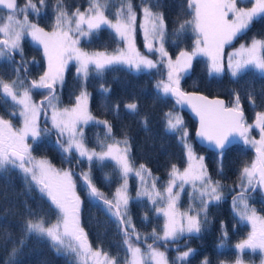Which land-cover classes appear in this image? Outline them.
<instances>
[{
    "label": "snow or ice",
    "instance_id": "1",
    "mask_svg": "<svg viewBox=\"0 0 264 264\" xmlns=\"http://www.w3.org/2000/svg\"><path fill=\"white\" fill-rule=\"evenodd\" d=\"M244 0H187L191 19L177 20L172 29V43L177 44L190 29L195 34L192 49H181L175 59L169 54L166 43L169 39L168 25L160 0H88L83 11L77 7L69 10L64 0H55L52 7L51 30L40 25L39 18L46 13L47 0H0V63H7L14 73L10 80L0 76V101L10 105L8 115L19 117L21 125L14 126L11 119L0 115V176L18 172L25 183V190L36 189L41 198H47L57 211L54 221L48 220L37 211L27 208L21 225V236L14 239L11 232L2 229L6 244L11 241L6 264H19L18 257L30 237L46 240L58 254L69 260V264H120L118 256L111 255L101 247L93 248L81 223L82 201L77 194L74 176H79L87 191L90 202L100 208L116 224L121 235V247L126 255L123 264H188L196 249L180 250L182 239L199 237L209 229L208 209L218 206L225 198L224 187L219 179L208 172L205 157L198 155L190 142L189 130L179 112L165 113V129L174 135L184 150L186 166L181 169L176 163L170 165L168 179L158 187L159 177L141 163L138 166L132 157V144L127 134L117 138L108 120L97 119L89 108L90 93L86 81L94 72L102 75L112 66H126L136 73L166 70V77L156 81L155 88L164 97H172L177 105H187L199 118L197 137L218 154V175L223 174V156L233 144L241 143L255 149V158L245 162L239 169L237 181L231 188L232 209L237 222L251 226L246 238L237 242L235 259L221 260L219 264H245L246 253L261 254L264 264V214L250 203L259 190L264 197V110L255 111L249 123L241 104L240 94H233L229 104L222 99H209L182 89L181 80L188 74L193 61L199 56L207 58L210 77H219L225 69L234 79L253 71L264 76V37L252 36L250 41L225 54L237 38L246 35L254 23L264 21V0H247L250 6H240ZM30 15L36 19H30ZM139 18V19H138ZM108 29L118 41L112 51L82 48L81 40H91ZM143 34L145 55L136 46L137 30ZM30 38L35 46L42 48L47 69L38 78H31L28 65L35 63L24 57L23 42ZM122 44L123 47H120ZM20 59L17 61L16 56ZM156 55L157 59L150 58ZM74 63L81 89L74 96V103L61 107L58 89L65 82V72ZM105 94L110 88L101 84ZM43 90L47 94L40 101L33 99V92ZM255 109L254 94H247ZM129 113L135 114V101L124 105ZM112 110L118 114L119 104ZM50 113V116H49ZM41 114L50 119L51 127H41ZM94 123L102 126L103 135H98L95 146L90 147L84 132L85 126ZM147 129V119L142 118ZM258 130L259 139L251 135ZM56 134L55 145L64 162L71 164L75 155L76 164L87 163L79 173L69 168L58 169L47 158L33 155L28 141L39 143L43 138ZM111 163V172L103 174L104 183L117 186L110 194L97 186L93 167H104ZM130 177L138 179L135 197L130 194ZM188 192L190 203L181 211L178 204L181 193ZM147 200L157 215L164 217L160 232L155 228L150 233H141L133 223L130 205ZM143 219L147 221V214ZM151 240V243L148 241ZM143 245V247H141ZM169 245L176 255L169 260ZM163 246L164 250H161ZM228 247V231L221 221L218 249ZM201 264H210L205 256Z\"/></svg>",
    "mask_w": 264,
    "mask_h": 264
},
{
    "label": "trees",
    "instance_id": "2",
    "mask_svg": "<svg viewBox=\"0 0 264 264\" xmlns=\"http://www.w3.org/2000/svg\"><path fill=\"white\" fill-rule=\"evenodd\" d=\"M25 0H18V4ZM69 10L79 7L85 8L88 0H64ZM138 4L139 0H133ZM247 3V0H244ZM162 9L165 13L168 31L170 33L166 47L171 56L176 55L181 49H190L194 42L195 34L189 29L177 44H173L171 36L172 29L176 27L177 20L191 19V9L187 8V0H160ZM55 0H47L46 13L39 18L42 27L49 29L53 19L52 7ZM0 12L7 14L3 9ZM30 19L36 17L30 15ZM264 37V21L254 23L246 35H243L233 43L248 42L252 36ZM122 44H119L121 46ZM118 46V41L108 29L101 30L97 36L91 40L82 39L81 47L85 50L107 49L113 50ZM24 57L26 60H35V63L28 65L31 78L38 76L44 69L43 50L34 45L29 38L23 42ZM20 56H16L18 61ZM0 76L10 80L14 73L7 63H0ZM165 77V69L161 66L160 70H152L151 73H136L130 71L126 66L115 65L102 75L92 72L87 81L86 89L90 93L89 108L93 115L108 120L113 126V133L117 138H123L127 134L132 144V157L135 165L145 164L151 172L159 177V184L168 177V171L172 163L179 167L185 164L184 150L178 143L174 135L169 134L165 129V113L178 109L183 116L185 124L189 130L190 142L197 154L205 157L209 174L214 179H219L225 185L223 191L225 198L218 206L211 205L208 209L209 220L212 222L209 229L201 236L180 241V250L186 247L196 249V254L190 258L188 264H201V260L207 256L210 264H219L221 260L229 261L235 259L236 250L233 247L237 242L247 236L249 226L246 223L237 222L234 217L231 200L234 193L231 188L237 181L240 167L245 162H250L255 156V149L251 146H244L241 143L233 144L223 156V174L218 175V154L194 140L192 134L195 120L180 105L175 103L172 97H164L155 88L156 81ZM101 84L110 88L107 93V104L105 107V94L101 91ZM181 87L185 90H198L208 95L221 96L226 104L233 100V94L238 92L241 104L245 112L247 121L254 118L255 111L264 110V76L257 72H247L239 79H234L225 69V73L219 77H210L207 71L206 57L199 56L193 61L190 74L181 80ZM81 89V81L77 77L74 64H70L65 72V82L62 89H58L61 98V107L67 106L74 101V96ZM254 94L255 102L258 105L255 109L251 106L247 94ZM47 93L43 90L33 92V99L40 101ZM135 101L138 110L135 114L129 113L124 105ZM119 104L118 114L111 108L113 104ZM142 118L147 119V129L142 123ZM40 122L47 127H51L44 114H41ZM85 136L90 147L95 146L98 135L102 136L104 129L90 123L84 128ZM56 134L53 131L51 136L45 137L39 143H31L33 155L45 157L52 164L62 167H71L75 173H79L87 168V163L76 164L75 155L72 163L64 162L61 152L55 145ZM112 164L107 163L103 168L93 167V177L98 187L106 193H111L117 186L114 181L111 187L107 186L102 177L105 172H111ZM77 183L76 191L81 198V223L93 248L101 247L113 256H118L120 264H123L125 251L121 247L122 237L117 231V226L108 216L98 207L90 202L86 189L81 185L79 176H74ZM135 187L133 177L130 181V193ZM261 214H264V197L258 190L254 194V199L250 201ZM27 208L37 211L44 215L48 220L54 221L57 218V211L50 201L45 197L41 198L40 193L33 189L31 193L26 192L25 183L22 176L15 171L0 176V230L7 229L11 232L14 239L21 236V225L24 222ZM130 214L137 229L143 233H150L153 228L160 232L162 229V217L157 215L152 205L145 199L142 202H133L130 205ZM147 214V221L143 219ZM221 221L228 231V247L218 249ZM151 243V240L148 241ZM13 247L11 241L6 244L3 240V233L0 231V264H6L9 258V251ZM143 247V245H141ZM168 257L171 261L176 252L171 250L175 245H169ZM161 250L163 246H161ZM19 264H69V260L62 255H58L50 243L36 237L27 239L22 249V254L18 257ZM258 253H246L244 260L257 261Z\"/></svg>",
    "mask_w": 264,
    "mask_h": 264
},
{
    "label": "rangeland",
    "instance_id": "3",
    "mask_svg": "<svg viewBox=\"0 0 264 264\" xmlns=\"http://www.w3.org/2000/svg\"><path fill=\"white\" fill-rule=\"evenodd\" d=\"M25 3V2H24ZM24 3H21V4H19V5H23ZM87 6H88V4L85 6V8H83V9H81L82 11L84 10V9H86L87 8ZM240 6H250L248 3H242ZM139 19V18H138ZM46 29V28H45ZM46 30H51V28H49V29H46ZM29 40L31 41V39L29 38ZM194 40H195V37H194ZM194 43V42H193ZM241 43H244V42H236V43H233L232 42V44H231V46H226L225 47V54H227L228 52H231V51H233L235 48H238L239 47V45L241 44ZM81 46V45H80ZM136 46H137V48L142 52V53H144L145 55H148V53H147V51H146V49H145V47H144V39H143V34H142V32L138 29L137 30V34H136ZM120 47H123V45H121ZM192 47H193V45H192ZM192 47L190 48V49H185V50H191L192 49ZM93 50H105V49H92V50H88V51H93ZM108 51H112V50H108ZM179 53V52H178ZM178 53L176 54V55H178ZM176 55H174V56H172L173 57V59H175V56ZM150 58H152V59H157V56L156 55H151L150 56ZM207 59V58H206ZM74 64V63H73ZM74 66H75V64H74ZM46 69H47V61H46V58L44 57V69H43V71L39 74V75H41L44 71H46ZM227 69V68H226ZM75 71H76V67H75ZM39 75L38 76H36L35 78H38L39 77ZM165 77H166V70H165ZM164 77V78H165ZM163 79V78H162ZM88 91V90H87ZM89 92V91H88ZM79 94V93H78ZM77 94V95H78ZM72 103H74V101L72 102ZM71 103V104H72ZM71 104H69V105H67V106H70ZM12 109H11V107H10V105H8V104H5L4 102H2V101H0V115H2V116H4L6 119H11L12 120V122H13V124H14V126H16V127H19L20 125H21V121H20V119H19V117H11V116H9L8 115V112L9 111H11ZM173 112H179V110L178 109H174V110H172ZM169 112V111H168ZM179 114H180V112H179ZM93 115V114H92ZM49 116H50V113H49ZM93 116H95V115H93ZM97 119H101V120H105V119H103V118H100V117H98V116H95ZM47 120H48V123H49V125L51 126V122H50V119H48L47 118ZM253 120H254V118L251 120V121H248L249 123H252L253 122ZM40 125H41V127L43 128V127H45V125L44 124H42L41 122H40ZM251 135L253 136V137H255L256 139H259V132H258V130H256V129H253V131H252V133H251ZM30 144L32 143V141L31 140H29L28 141ZM198 155H200V154H198ZM37 158H45V157H41V156H36ZM255 158V156L253 157V159ZM54 165V164H53ZM56 168H58V169H64V168H62V167H58V166H56V165H54ZM136 166H138V165H136ZM186 166V162H185V164L182 166V167H180L181 169H183V167H185ZM152 174H153V176H156L157 177V175H155L153 172H152ZM167 179H168V177L165 179V181L164 182H166L167 181ZM133 180H134V184H135V187H134V190H133V192L132 193H130L133 197H135V193H136V190H137V187H138V179L137 178H135V177H133ZM130 181H131V177H130V179H129V184H130ZM164 182H162V183H164ZM160 186V184H159V182H158V187ZM190 191V189H187L186 188V190L184 191V192H182L181 193V196H180V200H179V204H178V206H179V208H180V210L181 211H183V210H186L187 209V207H188V205H189V203H190V200H189V196H188V192ZM78 194V193H77ZM231 205H232V200H231ZM161 217H162V225H163V223H164V217L162 216V215H160ZM249 226V230H248V232L251 230V226L250 225H248ZM244 238H246V236L244 237ZM243 238V239H244ZM184 251V250H183ZM258 253V259H257V261H248V260H245V264H261V254L259 253V252H257Z\"/></svg>",
    "mask_w": 264,
    "mask_h": 264
},
{
    "label": "water",
    "instance_id": "4",
    "mask_svg": "<svg viewBox=\"0 0 264 264\" xmlns=\"http://www.w3.org/2000/svg\"><path fill=\"white\" fill-rule=\"evenodd\" d=\"M184 91H186V92H189V93H197V94H199V95H204V96H207L209 99H222V100H224L221 96H218V95H208V94H205V93H203V92H201V91H198V90H185V89H183ZM190 116H192L193 118H194V120H195V126H194V129H193V134H192V136H193V138H194V140L195 141H197L199 144H201V145H203V146H205V147H207V145L205 144V143H202L201 142V140H200V138L199 137H197V135H196V132H197V130H198V128H199V118L196 116V114L192 111V109L189 107V106H187V105H180ZM229 106H230V104H229ZM207 148H209V147H207ZM210 149V148H209Z\"/></svg>",
    "mask_w": 264,
    "mask_h": 264
}]
</instances>
